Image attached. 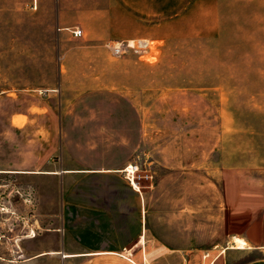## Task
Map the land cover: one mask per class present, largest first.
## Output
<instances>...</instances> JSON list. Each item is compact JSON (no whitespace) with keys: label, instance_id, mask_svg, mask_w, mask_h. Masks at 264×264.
Segmentation results:
<instances>
[{"label":"rangeland","instance_id":"rangeland-1","mask_svg":"<svg viewBox=\"0 0 264 264\" xmlns=\"http://www.w3.org/2000/svg\"><path fill=\"white\" fill-rule=\"evenodd\" d=\"M84 5L0 0V228L31 253L40 237L21 238L17 217L51 230L63 189L142 191L172 196L173 220L188 208L212 235L207 244H220L211 256L218 264L263 258L264 0H201L179 26L149 38L159 50L150 61L115 57L107 47L115 39L75 38L70 29L84 19L74 10ZM129 165L139 167L137 192ZM60 169L117 172L52 175ZM43 198L50 204L39 227ZM233 237L247 248L224 249ZM8 251L0 244V264L18 258Z\"/></svg>","mask_w":264,"mask_h":264},{"label":"crops","instance_id":"crops-1","mask_svg":"<svg viewBox=\"0 0 264 264\" xmlns=\"http://www.w3.org/2000/svg\"><path fill=\"white\" fill-rule=\"evenodd\" d=\"M68 1L85 3L83 8L74 10L75 17L84 19L82 27H78L84 36L120 41L162 38L166 29L179 26L201 0H193L191 6L190 0ZM113 172L117 170L60 169L52 175ZM63 191L65 196L53 202L58 209L52 221L57 225L44 234L38 231L35 237H29H40L35 250L29 253L21 245L8 248L11 257L22 259L18 264H218L220 258L211 256L220 244H207L212 235L202 234L188 208L180 210V216L173 220L172 210L167 209L172 206V196L163 200L142 191L132 192L133 196H93L95 192L91 191V196L77 197L71 189ZM49 204L45 198L36 202L38 226L39 221H46L44 207ZM234 238L222 247L235 248ZM50 239L57 241L49 242ZM17 259L10 260L11 264H17ZM245 264H264V257Z\"/></svg>","mask_w":264,"mask_h":264},{"label":"built area","instance_id":"built-area-1","mask_svg":"<svg viewBox=\"0 0 264 264\" xmlns=\"http://www.w3.org/2000/svg\"><path fill=\"white\" fill-rule=\"evenodd\" d=\"M72 35L75 38H83L84 32L81 28H73L70 29ZM107 47L111 50V53L115 57H123L126 55H135L141 60L150 61L152 59H157L158 56V45L156 44V41L152 39H127V40H120L114 43H107ZM129 169H132L131 171ZM139 172V167L134 165H129L125 169L126 177L131 182V185L134 189L138 190L139 187V181L137 178V173ZM25 204H28L30 201L28 198H25L24 200ZM15 215V213H13ZM22 217V218H21ZM17 217L21 219V222H23L24 230H26V233L21 236L24 238L29 237H35L37 234V229H29V215ZM34 217V215H31V218ZM29 229V230H28ZM11 232H13L12 229H6L5 226L0 228V244L6 245L8 248H12L15 246H19L18 242L20 241L19 236L14 237L11 235Z\"/></svg>","mask_w":264,"mask_h":264},{"label":"bare ground","instance_id":"bare-ground-1","mask_svg":"<svg viewBox=\"0 0 264 264\" xmlns=\"http://www.w3.org/2000/svg\"><path fill=\"white\" fill-rule=\"evenodd\" d=\"M130 171L132 169H129ZM235 242V249H245L247 248L246 242L244 240H234Z\"/></svg>","mask_w":264,"mask_h":264}]
</instances>
